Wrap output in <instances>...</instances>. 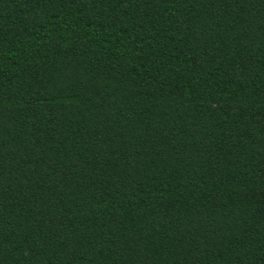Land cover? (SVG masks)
<instances>
[{"label": "trees", "instance_id": "obj_1", "mask_svg": "<svg viewBox=\"0 0 264 264\" xmlns=\"http://www.w3.org/2000/svg\"><path fill=\"white\" fill-rule=\"evenodd\" d=\"M0 264H264V0H0Z\"/></svg>", "mask_w": 264, "mask_h": 264}]
</instances>
